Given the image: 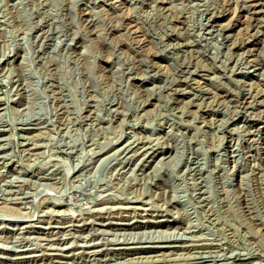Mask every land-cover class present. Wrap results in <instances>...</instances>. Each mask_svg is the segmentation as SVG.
Instances as JSON below:
<instances>
[{
  "label": "rangeland",
  "instance_id": "1",
  "mask_svg": "<svg viewBox=\"0 0 264 264\" xmlns=\"http://www.w3.org/2000/svg\"><path fill=\"white\" fill-rule=\"evenodd\" d=\"M244 3L0 0V264H264Z\"/></svg>",
  "mask_w": 264,
  "mask_h": 264
},
{
  "label": "bare ground",
  "instance_id": "2",
  "mask_svg": "<svg viewBox=\"0 0 264 264\" xmlns=\"http://www.w3.org/2000/svg\"><path fill=\"white\" fill-rule=\"evenodd\" d=\"M244 1H247L248 2V4L246 5L245 3V5L246 6H248L249 5V3H250V5L253 7V9H254V11H253V13H252V15H251V19L254 17V18H257V17H259L260 15H263V13H264V7H263V5H264V0H244ZM241 2V1H240ZM243 4V5H244ZM241 5V4H240ZM249 5V6H250ZM253 9H251V10H253ZM222 12H220V14H221ZM247 14H248V12H247ZM251 14V13H250ZM212 16L214 15V14H211ZM216 15V14H215ZM250 17V16H249ZM253 18V19H254ZM249 19V18H248ZM251 19H249V20H251ZM252 19V20H253ZM258 20H259V18H257ZM251 20V21H252ZM257 20V21H258ZM254 21V20H253ZM256 21V20H255ZM217 22V21H216ZM255 23V22H254ZM252 24H253V22H252ZM256 24H258V23H256ZM132 25V24H131ZM229 25V24H228ZM249 25V24H248ZM251 25V24H250ZM249 25V26H250ZM253 26H254V24H253ZM252 26V27H253ZM260 26V25H259ZM224 27V26H223ZM222 27V28H223ZM226 28H227V26H225ZM224 27V28H225ZM134 28V27H133ZM222 28H221V30H222ZM223 28V29H224ZM256 28V27H255ZM258 28V27H257ZM260 29H262V28H260ZM243 41V40H242ZM249 44H252V43H250V40L248 41H245L244 42V45H249ZM242 45H243V43H242ZM253 46H255V45H253ZM247 49V48H246ZM255 54V53H254ZM258 56V55H257ZM251 62V61H250ZM253 63V62H252ZM259 65H261V64H259ZM255 66V65H254ZM250 98V97H249ZM165 152V151H164ZM132 204V203H131ZM76 217H78V216H76ZM55 220V219H54ZM86 220V219H85ZM67 223V222H66ZM69 223V222H68ZM60 224V223H59ZM61 229V228H60ZM52 230V229H51ZM186 242V241H185ZM158 243V242H157ZM164 243V242H163ZM160 244V243H159ZM169 244V243H168ZM180 244V243H179ZM85 248V247H84ZM97 248V247H96ZM51 249V248H50ZM171 249H173V248H171ZM188 249V248H187ZM90 250V249H89ZM200 250H201V248H200ZM63 251V250H62ZM95 251V250H94ZM86 252H87V250H86ZM160 252V251H159ZM167 252V251H166ZM177 252V251H176ZM59 253H60V251H59ZM161 253V252H160ZM30 254V253H29ZM163 254V253H162ZM205 254V253H204ZM19 255V254H18ZM25 255H27V254H25ZM33 255V254H32ZM36 255V254H35ZM68 255V254H67ZM13 256H15V255H13ZM149 256V255H148ZM197 256V255H196ZM20 257V256H19ZM169 257V256H168ZM172 257H173V255H172ZM183 257H185V256H183ZM189 257V256H188ZM202 257V256H201ZM157 258V257H156ZM177 258V257H176ZM133 259V258H132ZM144 259V258H143ZM157 259H159L160 260V258H157ZM174 259V258H173ZM51 260V259H50ZM156 260V259H155ZM178 260V259H177ZM13 261V260H12ZM156 261H158V260H156ZM35 262V261H34ZM141 261H139V263H140ZM160 262V261H159ZM166 262H168V261H166ZM113 263V262H112ZM138 263V262H137ZM147 262H145V264H146ZM164 263V262H163ZM162 263V264H163ZM170 263V262H169ZM168 263V264H169ZM187 263V262H186ZM42 264V263H41ZM121 264V263H120ZM144 264V263H143ZM149 264V263H148ZM153 264V263H152ZM159 264V263H158ZM166 264V263H165ZM174 264V263H173ZM176 264H178V263H176ZM180 264V263H179Z\"/></svg>",
  "mask_w": 264,
  "mask_h": 264
}]
</instances>
